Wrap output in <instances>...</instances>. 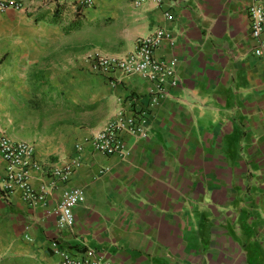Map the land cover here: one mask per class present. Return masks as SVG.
I'll list each match as a JSON object with an SVG mask.
<instances>
[{
	"label": "crops",
	"instance_id": "1",
	"mask_svg": "<svg viewBox=\"0 0 264 264\" xmlns=\"http://www.w3.org/2000/svg\"><path fill=\"white\" fill-rule=\"evenodd\" d=\"M24 1L25 11L0 10V131L32 144L41 163L79 157L82 165L31 205L21 190L3 192L0 156V264H56L64 249L113 264H264V58L251 36L254 0ZM161 28L177 40L156 54L177 59L179 84L152 109L146 139L125 134L124 154L95 152L86 141L120 109L147 107L155 82L138 74L114 83L92 70L89 54L128 55ZM39 88L54 97L41 105L31 95ZM29 104L22 124L17 112ZM30 182L52 186L40 170ZM68 189L84 197L73 225L60 229Z\"/></svg>",
	"mask_w": 264,
	"mask_h": 264
},
{
	"label": "built area",
	"instance_id": "2",
	"mask_svg": "<svg viewBox=\"0 0 264 264\" xmlns=\"http://www.w3.org/2000/svg\"><path fill=\"white\" fill-rule=\"evenodd\" d=\"M86 6H92L95 0H82ZM24 0H0V10L25 11ZM251 22V36L256 42L255 55L264 58V5L261 0H254L248 9ZM167 17L173 20L170 12ZM176 43L173 33L165 29H157L149 35L137 40L136 49L125 56H108L91 53L88 56L92 70L105 76L114 83H119L129 77L142 75L155 82V87L149 94L150 103L147 107L138 106L137 110L120 109L117 116L107 121L101 131L86 141L95 152L107 155L124 154V135L131 134L140 139L148 137V126L152 116V109L160 104L165 97L172 95V89L179 84L177 59L165 60L157 56V51L164 41ZM131 100V101H132ZM82 147L79 146V149ZM0 156L6 162L7 174L3 184V192L9 195L21 190L23 198L31 205L46 199L49 190L58 181L68 182L73 173L82 165L81 159L75 157L63 164L47 165L35 157V148L28 142H17L0 131ZM40 170L50 179V188L35 189L30 180L32 171ZM84 193L80 189H68L56 210L58 227H69L74 223V208L83 200ZM61 254L56 264H113L111 261L99 257L93 250H57Z\"/></svg>",
	"mask_w": 264,
	"mask_h": 264
},
{
	"label": "rangeland",
	"instance_id": "3",
	"mask_svg": "<svg viewBox=\"0 0 264 264\" xmlns=\"http://www.w3.org/2000/svg\"><path fill=\"white\" fill-rule=\"evenodd\" d=\"M10 11H14V10H10ZM47 93V97H48V99H52L53 97H54V94L52 95L51 94V92L49 93L47 90H44V89H37V90H33L32 91V93H31V95L34 97V99L36 98V99H39L40 97H42L41 99V105H43L44 104V102H43V99H45V97H46V94ZM31 104H29V105H26V106H23V108L21 109V111H18L17 112V118H21V122H22V124H24V122L23 121H25V120H28L29 118H30V108H32L31 106H30ZM46 105H48V106H51L50 104H49V102L46 104ZM43 107H45V105L43 106ZM28 127H26L25 126V128H21L20 130H22V131H25V133H27L26 131H28ZM20 133H22V132H20Z\"/></svg>",
	"mask_w": 264,
	"mask_h": 264
},
{
	"label": "trees",
	"instance_id": "4",
	"mask_svg": "<svg viewBox=\"0 0 264 264\" xmlns=\"http://www.w3.org/2000/svg\"><path fill=\"white\" fill-rule=\"evenodd\" d=\"M55 21H57V19H55Z\"/></svg>",
	"mask_w": 264,
	"mask_h": 264
}]
</instances>
